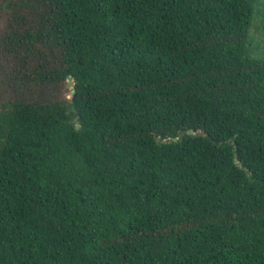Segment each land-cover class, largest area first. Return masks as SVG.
I'll return each instance as SVG.
<instances>
[{
  "label": "trees",
  "instance_id": "trees-1",
  "mask_svg": "<svg viewBox=\"0 0 264 264\" xmlns=\"http://www.w3.org/2000/svg\"><path fill=\"white\" fill-rule=\"evenodd\" d=\"M253 13L0 0V264H264Z\"/></svg>",
  "mask_w": 264,
  "mask_h": 264
},
{
  "label": "rangeland",
  "instance_id": "rangeland-1",
  "mask_svg": "<svg viewBox=\"0 0 264 264\" xmlns=\"http://www.w3.org/2000/svg\"><path fill=\"white\" fill-rule=\"evenodd\" d=\"M247 54L264 61V0H254V13L247 31Z\"/></svg>",
  "mask_w": 264,
  "mask_h": 264
},
{
  "label": "water",
  "instance_id": "water-1",
  "mask_svg": "<svg viewBox=\"0 0 264 264\" xmlns=\"http://www.w3.org/2000/svg\"><path fill=\"white\" fill-rule=\"evenodd\" d=\"M70 86H72V81H71V78H70V77H67V78H66V87H70ZM186 133L189 134L190 131H187ZM171 140H172V141H176V138H172ZM156 141H157V140H156Z\"/></svg>",
  "mask_w": 264,
  "mask_h": 264
}]
</instances>
